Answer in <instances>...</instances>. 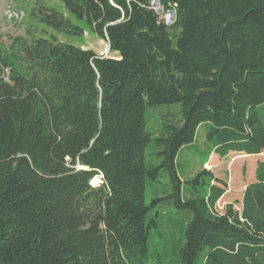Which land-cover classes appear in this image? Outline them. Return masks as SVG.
I'll return each instance as SVG.
<instances>
[{"label":"trees","instance_id":"obj_1","mask_svg":"<svg viewBox=\"0 0 264 264\" xmlns=\"http://www.w3.org/2000/svg\"><path fill=\"white\" fill-rule=\"evenodd\" d=\"M60 1L68 15L32 13L50 31L0 45V264H147L168 214L180 239L155 264H264V161L224 214L225 181L178 169L201 127L221 157L264 154V0H163L171 29L150 0ZM72 19L119 58L61 41L84 35ZM173 105L149 133L148 110Z\"/></svg>","mask_w":264,"mask_h":264},{"label":"rangeland","instance_id":"obj_2","mask_svg":"<svg viewBox=\"0 0 264 264\" xmlns=\"http://www.w3.org/2000/svg\"><path fill=\"white\" fill-rule=\"evenodd\" d=\"M43 5L55 8L57 11L68 15L60 0H0V45L9 49L16 40H31L34 37L41 36L45 29L50 31V29L41 25L36 19H33L32 16L33 11ZM10 7L25 15L21 23L9 20L6 12ZM72 20L75 25L84 30V35L55 34L63 42L85 50H92L99 54L106 47L105 41L97 36L87 20ZM111 56L119 58V54L115 52H112ZM179 111V105L149 109L147 131L157 136L158 133L162 132L164 123L168 120L174 122L177 118H181ZM259 113L264 123V105L259 108ZM169 114H174L176 117L171 118ZM206 131L205 127L201 128L194 146L180 152L178 157L179 173L184 179H187L198 175L203 168L212 171L217 178L228 184V193L224 195V199L220 204L218 203L217 211L224 214L226 207L231 204L235 205L236 211H241L245 187L253 179H256V165L258 161H264V154L257 157H244V154L239 153H232L226 157H221L215 153L213 155L211 151L214 145L207 142ZM152 153V148H149L148 154L150 156L148 160L150 163H157L155 157L151 156ZM215 156L218 158H215ZM96 179H98V183L95 186L102 184L101 177H96ZM163 183L166 184V180L157 184L149 182L147 192L148 203L151 202L154 196V189H162ZM169 217L170 214L162 215L160 227L153 231L148 245L147 264H155L157 261L168 262L175 255L174 245L176 240L180 239V235L172 234L166 226Z\"/></svg>","mask_w":264,"mask_h":264},{"label":"built area","instance_id":"obj_3","mask_svg":"<svg viewBox=\"0 0 264 264\" xmlns=\"http://www.w3.org/2000/svg\"><path fill=\"white\" fill-rule=\"evenodd\" d=\"M149 8L156 13L158 22L160 24L165 25L168 29H171L176 25L178 18L177 4L169 3L166 5L164 4L163 0H150ZM6 15L9 20L14 21L15 23H21L25 16L22 12H17L12 7L8 9ZM104 41L106 47L98 55L100 58L112 57L111 45L107 34Z\"/></svg>","mask_w":264,"mask_h":264},{"label":"crops","instance_id":"obj_4","mask_svg":"<svg viewBox=\"0 0 264 264\" xmlns=\"http://www.w3.org/2000/svg\"><path fill=\"white\" fill-rule=\"evenodd\" d=\"M102 41H103V40H102ZM201 128H203V127H201ZM201 128H200V129H201ZM199 131H200V130H199ZM199 131H198V134H199ZM197 138H198V135H197ZM191 146H194V144L191 145ZM191 146H189V147H191ZM187 148H188V147H187ZM212 154H213V153H212ZM215 154H216V153H215ZM230 154H232V153H230ZM235 154H237V153H235ZM213 155H214V154H213ZM245 156H247V155H245ZM256 157H257V156H256ZM215 158H218V157L215 156ZM221 159H222V158H221ZM259 162H261V161H258V162H257V165H258ZM206 163H208V162H206ZM206 163H205V164H206ZM205 164H204V165H205ZM210 164H211V163H210ZM257 165H256V169H257ZM255 181H256V179H255V180L253 179L251 182H249V183L247 184V186L250 185V184H252V183H254ZM247 186L245 187V190H246ZM227 191H228V190H227ZM227 193H228V192H226V194H227ZM226 194H225V195H226ZM225 197H226V196H225ZM223 199H224V198H222V199L220 200V202H221ZM220 202H219V204H220Z\"/></svg>","mask_w":264,"mask_h":264},{"label":"bare ground","instance_id":"obj_5","mask_svg":"<svg viewBox=\"0 0 264 264\" xmlns=\"http://www.w3.org/2000/svg\"><path fill=\"white\" fill-rule=\"evenodd\" d=\"M98 183V179L93 180V185L95 186V184Z\"/></svg>","mask_w":264,"mask_h":264}]
</instances>
